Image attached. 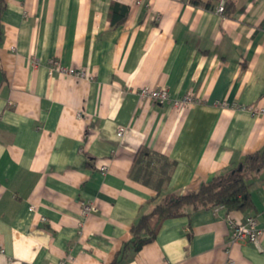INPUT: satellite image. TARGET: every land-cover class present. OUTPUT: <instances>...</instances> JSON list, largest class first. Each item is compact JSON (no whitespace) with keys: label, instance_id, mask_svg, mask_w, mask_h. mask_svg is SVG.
I'll list each match as a JSON object with an SVG mask.
<instances>
[{"label":"crops","instance_id":"1","mask_svg":"<svg viewBox=\"0 0 264 264\" xmlns=\"http://www.w3.org/2000/svg\"><path fill=\"white\" fill-rule=\"evenodd\" d=\"M222 1L4 0L0 264H113L159 200L264 149V115L237 108L264 107V0H232L230 15L217 12ZM113 4L127 9L118 27ZM144 87L196 103L143 100ZM141 149L175 162L160 192L132 175ZM250 192L264 231V171ZM245 216L215 208L168 219L121 264H264V233L259 247L230 242L229 220Z\"/></svg>","mask_w":264,"mask_h":264},{"label":"trees","instance_id":"2","mask_svg":"<svg viewBox=\"0 0 264 264\" xmlns=\"http://www.w3.org/2000/svg\"><path fill=\"white\" fill-rule=\"evenodd\" d=\"M214 1L220 0H191L196 6L211 7ZM123 9V11L121 10ZM5 10L4 0H0V11ZM125 7L113 4L109 19L113 27L123 25L127 18ZM234 3L228 0L225 3L223 14L233 13ZM175 162L159 153L141 149L133 166L132 175L143 184L153 187L160 192L169 182ZM264 171V149L248 154L236 168L213 177L204 182L197 190L185 195L168 194L157 202L151 213L142 215L132 226V240L126 243L120 255L113 264H121L129 253L139 251L145 244L153 241L163 223L179 216H191L204 210L223 207L227 215L232 212H242L246 217L253 216L250 188L254 180Z\"/></svg>","mask_w":264,"mask_h":264},{"label":"built area","instance_id":"3","mask_svg":"<svg viewBox=\"0 0 264 264\" xmlns=\"http://www.w3.org/2000/svg\"><path fill=\"white\" fill-rule=\"evenodd\" d=\"M224 7L225 1H222L217 7V12L223 14ZM51 66L53 69L55 68L62 72H67L69 74H74L76 76L81 77L86 76V72L84 70L65 69L64 67H62L59 60H52ZM138 94L139 97L143 100H150L154 103L170 104L174 108H177L179 110L196 103L195 99L191 94L185 95L181 98L172 99L167 88L152 89L144 87L139 90ZM237 108L239 110L249 112L253 116L264 115V107L237 106ZM124 132L125 128H119L117 136L122 137L124 135ZM101 169L105 170L106 167H102ZM221 208L223 207H218L217 210ZM30 209L32 211L34 207L32 206ZM82 210L83 214H88L93 210V206L91 203L88 202L83 203ZM229 232L231 243H235L237 241H249L258 247L260 246V238L264 233V231L259 227L258 221L254 216L246 217L243 222H238L237 220H229ZM3 252L4 250L1 249L0 254H3ZM229 264H231V261H229Z\"/></svg>","mask_w":264,"mask_h":264},{"label":"water","instance_id":"4","mask_svg":"<svg viewBox=\"0 0 264 264\" xmlns=\"http://www.w3.org/2000/svg\"><path fill=\"white\" fill-rule=\"evenodd\" d=\"M0 82H1V74H0Z\"/></svg>","mask_w":264,"mask_h":264}]
</instances>
